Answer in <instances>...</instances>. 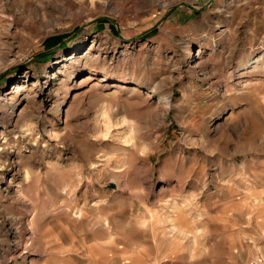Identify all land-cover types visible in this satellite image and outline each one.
Here are the masks:
<instances>
[{
  "label": "rangeland",
  "instance_id": "obj_1",
  "mask_svg": "<svg viewBox=\"0 0 264 264\" xmlns=\"http://www.w3.org/2000/svg\"><path fill=\"white\" fill-rule=\"evenodd\" d=\"M258 257L264 0H0V264Z\"/></svg>",
  "mask_w": 264,
  "mask_h": 264
},
{
  "label": "built area",
  "instance_id": "obj_2",
  "mask_svg": "<svg viewBox=\"0 0 264 264\" xmlns=\"http://www.w3.org/2000/svg\"><path fill=\"white\" fill-rule=\"evenodd\" d=\"M264 259L262 257H258L256 259H254L251 263L249 264H264L263 263Z\"/></svg>",
  "mask_w": 264,
  "mask_h": 264
}]
</instances>
